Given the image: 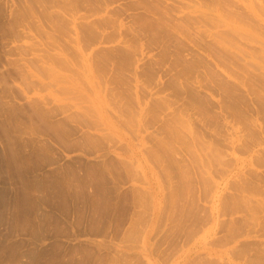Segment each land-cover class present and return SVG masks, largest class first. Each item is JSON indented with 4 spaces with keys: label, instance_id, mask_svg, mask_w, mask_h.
I'll return each instance as SVG.
<instances>
[{
    "label": "rangeland",
    "instance_id": "374dc122",
    "mask_svg": "<svg viewBox=\"0 0 264 264\" xmlns=\"http://www.w3.org/2000/svg\"><path fill=\"white\" fill-rule=\"evenodd\" d=\"M0 264H264V0H0Z\"/></svg>",
    "mask_w": 264,
    "mask_h": 264
}]
</instances>
